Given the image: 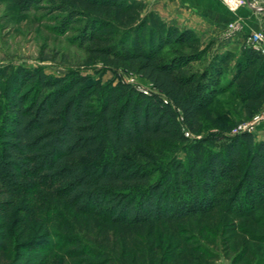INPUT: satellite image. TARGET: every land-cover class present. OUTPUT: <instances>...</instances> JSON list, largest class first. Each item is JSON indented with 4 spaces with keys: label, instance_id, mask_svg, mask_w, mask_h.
Instances as JSON below:
<instances>
[{
    "label": "trees",
    "instance_id": "1",
    "mask_svg": "<svg viewBox=\"0 0 264 264\" xmlns=\"http://www.w3.org/2000/svg\"><path fill=\"white\" fill-rule=\"evenodd\" d=\"M13 1L154 89L0 66V264H264V137L206 121L225 92L262 109L264 52L141 0Z\"/></svg>",
    "mask_w": 264,
    "mask_h": 264
},
{
    "label": "rangeland",
    "instance_id": "2",
    "mask_svg": "<svg viewBox=\"0 0 264 264\" xmlns=\"http://www.w3.org/2000/svg\"><path fill=\"white\" fill-rule=\"evenodd\" d=\"M141 1L145 4V11H156L169 24L188 27L205 43L213 42V50L226 51L231 48L240 53L239 49L250 32L264 30V0H210L212 11L220 14L216 22L213 12V19L207 18L196 10L194 3L187 0ZM204 7V11L207 8L210 11V7ZM57 15L43 5L22 10L13 0H0V66L43 67L46 72L57 75L69 69H78L103 83L121 79L141 88L154 89L146 79L126 70L116 71L101 62L87 64V54L77 43L76 33L60 32ZM199 24L209 27L203 31ZM206 121L212 130H220L228 135L242 133L248 128L247 131L253 132L257 138L264 137V106L248 118L244 104L232 92L219 95ZM222 261L230 264L228 260Z\"/></svg>",
    "mask_w": 264,
    "mask_h": 264
},
{
    "label": "crops",
    "instance_id": "3",
    "mask_svg": "<svg viewBox=\"0 0 264 264\" xmlns=\"http://www.w3.org/2000/svg\"><path fill=\"white\" fill-rule=\"evenodd\" d=\"M186 1V0H185ZM188 2H191V4H193L194 5V7L196 8V10L198 11V12H200V14H202L203 16H205V17H207V18H210V19H213L212 18V12L215 14L214 16H215V18L213 19L214 20V22H216L217 20H218V18L220 17V14H218V12L216 11H212V4H211V2H210V0L208 1V0H206V2L204 1V0H202V1H199V0H187ZM204 5L206 6V7H210V11H209V8H207L208 10H206V11H204L205 9V7H204ZM217 19V20H216ZM199 26V28H203V31H205L206 29H208V25H205V24H199L198 25ZM198 29V28H197ZM241 48L242 47H240V49H239V52L241 51ZM230 50H233V49H231L230 48Z\"/></svg>",
    "mask_w": 264,
    "mask_h": 264
},
{
    "label": "built area",
    "instance_id": "4",
    "mask_svg": "<svg viewBox=\"0 0 264 264\" xmlns=\"http://www.w3.org/2000/svg\"><path fill=\"white\" fill-rule=\"evenodd\" d=\"M246 44L257 49L260 50L262 52H264V30H257V31H252L250 32L248 38L245 40ZM141 88V87H140ZM142 90H144L146 93H149L150 89L148 88H141ZM168 100L165 99V102H167ZM248 128H245V130H243L244 132L247 131Z\"/></svg>",
    "mask_w": 264,
    "mask_h": 264
}]
</instances>
